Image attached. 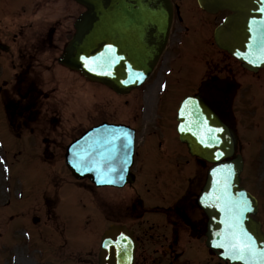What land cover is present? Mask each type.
I'll list each match as a JSON object with an SVG mask.
<instances>
[{"label":"rangeland","instance_id":"obj_1","mask_svg":"<svg viewBox=\"0 0 264 264\" xmlns=\"http://www.w3.org/2000/svg\"><path fill=\"white\" fill-rule=\"evenodd\" d=\"M55 1L58 5L57 1L61 2L62 0ZM173 1L176 7V15L170 33V41L165 51L167 54H165L176 56L180 53L179 62H177V59L175 60V65L180 68V71L177 73V82L169 85L170 87L163 95L162 101L158 105L151 107V110H156L159 115L165 116L174 101L173 96L169 99L170 95L179 94L184 90H191L189 88L193 85V81H195L198 74V65L201 68L198 79L208 74L219 77H232L237 81L238 88L236 90L237 94L233 99V110L235 109L238 116L237 130L241 137L242 154L245 158V164L241 172V182L245 186L250 187L252 192L258 197L261 204L260 216L264 219V184L257 183L251 173V169H255L254 175L257 176L261 172L259 175L264 176V150L256 151V147L250 148L249 143L247 141L244 142L246 140L243 137L244 133L240 132V130L245 129L246 136L250 132L247 140H251L253 144L260 143L256 140L255 133L252 131V128L256 131V127L250 126L251 123L249 121H251L252 117L250 112L252 108L258 109L262 107L260 104L263 103L264 96V69L249 72L241 67L237 60L225 55V53L214 46L211 36L212 28L225 11L208 14L199 9L194 0ZM60 7V5L57 6V13L60 17L68 14L75 15L81 9L76 4L70 5L67 11L63 8L60 9ZM181 40L185 41V45L189 44L185 48L190 52H186L184 49L177 52L178 50L174 49L177 48ZM202 51L204 53L200 55L199 53ZM166 62L164 61V63ZM164 63L161 62L160 64ZM186 65L194 67V71ZM162 68L164 69V65H162ZM207 68H209L208 71ZM159 71L161 72L162 70ZM56 73L59 74L58 71ZM193 74L194 79H192ZM65 75V79L61 78L59 81L58 90L60 88L61 91L68 89L72 79L73 96L68 101H62L63 103L59 105L62 111H75L77 116L80 117V112L86 109L88 98L93 97L94 101H97L94 104L96 109L100 107L99 103L107 104V108H109L108 117L115 118L113 121H132L138 127L141 135L145 120L143 121L137 116L140 111V97L145 93L146 100L153 97V93L150 91L155 90V86L151 85L154 77L147 81V89L144 88L145 91L140 89L131 91L126 95H116L108 88L82 81L81 77L76 73L66 72ZM67 79L68 81L65 83ZM240 107L246 108L244 113ZM87 112L89 114L84 115L86 122L90 120V116H95L93 107L88 106ZM242 114L246 116L248 122L243 125V129L242 125H240ZM37 144L39 147L40 142L38 141ZM142 146L141 143L138 148L142 150ZM149 152L154 153L153 147L149 149ZM138 156L136 165L139 169L137 170L136 183H134L132 188L128 189L129 191L126 190V187L119 191L125 192V194L137 192L140 198L143 201L145 200L146 205H149V202L150 204L158 203L154 193L161 190L157 189L160 184H155L151 182V177L147 179L144 176L145 174L142 173L143 164L138 161ZM9 158L12 160L10 151ZM39 158L40 164L37 176L42 179L41 182L36 178V168L38 166L36 159V162L32 159V161L21 163L16 170L18 175L14 173L17 166L13 167L14 178L10 182L9 193L4 188L7 183L0 175V264H96L98 233L107 223L106 219L104 221L101 219L100 213H104V211L100 209V201L97 197L102 195L104 198L112 199L116 190L108 188L97 189L88 184L86 180L78 183L65 176L64 167L57 166L59 162L51 165V160L42 156ZM150 158L147 162L148 165L151 164ZM14 160L18 163L21 159L15 155ZM206 167V163L204 166L199 167L202 179L204 178ZM53 171L57 176H60L57 180L59 189L56 186V189H53L52 183L56 179L50 178V174ZM190 174L191 170L186 173V175ZM86 186L89 188L86 189ZM66 189L70 193L73 192V206L77 208L85 207L86 211H70L72 204L70 205L67 195L64 194L65 191H63ZM162 190L165 191L164 189ZM66 201L68 205L64 207L63 204H66ZM147 201L149 202L147 203ZM103 207H105L107 212L106 206L104 205ZM47 209L50 210L46 212ZM154 212L156 211L154 210ZM157 212H160V210ZM152 214L154 217L156 216V214ZM36 215L40 219L37 222L33 220ZM106 216L109 218L111 214L106 213ZM146 217L148 216L144 215L143 219ZM151 221L153 220H149L148 223ZM67 253L68 257H66ZM205 256L206 253L200 250V260H203ZM205 261H207V258L203 260V262Z\"/></svg>","mask_w":264,"mask_h":264},{"label":"water","instance_id":"obj_2","mask_svg":"<svg viewBox=\"0 0 264 264\" xmlns=\"http://www.w3.org/2000/svg\"><path fill=\"white\" fill-rule=\"evenodd\" d=\"M84 6V11L77 17L73 37L68 42L60 61L72 69L78 70L86 78L102 82L116 92H128L131 88L139 85L150 73L156 64L168 38L170 24L172 21V4L170 0H75ZM199 5L207 11L215 12L220 9H228L229 14L225 16L214 30V41L216 45L231 55L238 58L244 67L250 70H256L264 66L258 57L261 56L260 44L258 37L260 33L249 30V25L253 21L257 23L264 20V13L260 11L264 7V0H197ZM255 28L256 25H253ZM112 52H109V49ZM111 56L113 64L108 69L103 61L105 57ZM253 62H249V61ZM85 61L88 62L86 66ZM91 67L93 70H89ZM110 71L111 75L104 74ZM139 74V80L136 76ZM185 101H190L188 109H185L184 116L178 117L181 125L185 126V131H180V138L188 144L189 150L204 159L214 162L215 168L210 172L205 185L206 202L204 209L208 214L209 220L213 221V226L209 229L214 230L216 245L226 243L225 236L228 232L227 224L222 221L228 220V213L224 207V198L231 201L246 200L251 203L249 211L243 213L241 226L252 237L257 249L264 250V234L259 230V224L253 220L250 213L255 207V200L245 192H239L237 183L239 181L238 173L241 169L240 156L229 160L222 161L232 152V138L227 128L222 125L214 113L207 107V104L200 98H187L183 101L180 108L184 107ZM193 105H198L196 111L199 113L201 122L207 121L208 127L222 129L216 133L218 143L212 148L204 147L198 140L197 127L193 125L189 128L187 125L195 116L189 114ZM200 127H203L201 123ZM189 128V129H188ZM104 136L94 133L91 140L88 139L76 141L75 148L84 146L89 143L87 153L93 152V157L99 160V151L94 141L103 139L110 132L104 129ZM221 154L217 159L216 155ZM120 157V155H119ZM121 159V158H119ZM76 162H68L70 168L78 177L88 176L91 180L96 181L98 173L90 171L93 167L91 161H81L80 157L74 159ZM118 159H116L117 161ZM122 161L120 160V163ZM77 163V164H76ZM78 165V167H74ZM107 165L105 166L106 169ZM118 169L114 175L109 178L115 181L111 184H122L126 176V166L114 165ZM122 169V171H121ZM216 169H225L223 173L216 172ZM230 169V174L227 172ZM123 176V179L120 177ZM103 177V176H102ZM101 177V178H102ZM226 177V180H225ZM98 182V181H97ZM96 182V183H97ZM225 183L227 185L224 191ZM107 184V183H97ZM242 194V196H241ZM217 196L223 197L217 200ZM126 237L124 233H119L116 226L111 228L110 232L102 240L99 264H130V246L131 241L127 238L124 242L125 248L121 254H117V249L113 243L121 237ZM210 236V234H209ZM105 244L108 247H105ZM127 248L129 253L127 252ZM223 258L228 257L225 248L215 247ZM125 256L126 260H125ZM232 263L242 262L232 260Z\"/></svg>","mask_w":264,"mask_h":264},{"label":"flooded vegetation","instance_id":"obj_3","mask_svg":"<svg viewBox=\"0 0 264 264\" xmlns=\"http://www.w3.org/2000/svg\"><path fill=\"white\" fill-rule=\"evenodd\" d=\"M41 5L42 2L36 0L21 2L15 11L7 0H0V143L1 149L7 151L11 131L12 145L19 152H36L39 162L42 156L53 165L60 161L62 148L81 123L73 122L58 107L61 94L66 96L69 88L54 95L57 84L46 92L41 80L43 71H52L57 52L71 34L73 17L69 14L60 17L50 8L37 12ZM59 5L67 11L71 2L62 0ZM212 78L213 75L207 76L206 87L198 92L225 115L228 94ZM51 90L53 95L50 96ZM167 125L165 121L154 131L163 130ZM110 200L114 216L111 221L125 223L136 238L134 264H191L198 257L206 217L196 203L193 186L170 194L167 205L156 212L129 213L122 207L119 192ZM132 207L135 209L134 204ZM144 215L148 217L143 219ZM151 219L153 221L148 223Z\"/></svg>","mask_w":264,"mask_h":264},{"label":"snow or ice","instance_id":"obj_4","mask_svg":"<svg viewBox=\"0 0 264 264\" xmlns=\"http://www.w3.org/2000/svg\"><path fill=\"white\" fill-rule=\"evenodd\" d=\"M262 13H264V7L260 9ZM253 25H256L254 28ZM249 30L255 33H260L257 38L260 44L261 56L258 57L261 63H264V20L253 21L252 24L249 25ZM112 52L113 50L110 48L108 50ZM250 63L253 61H249ZM104 65L110 69L113 64V58L111 56L105 57L103 61ZM86 66H88V62L85 61ZM89 70H93L89 67ZM106 75H111L110 71L105 72ZM141 77L139 74L136 76V79L139 80ZM190 101H185L184 107L181 109V116H184L185 109H188ZM198 105H193L189 114L191 116H195L196 119L191 120L187 125L191 128L193 125L197 127V132L193 133L197 135L199 142L206 148H212L215 143H218L216 133L222 131V129H216L208 127L207 121L201 122L199 120V113L196 111ZM203 124L201 128L200 125ZM180 131H185V126L182 125ZM94 144L98 146L100 149L98 155L99 160L93 159V167L89 168L90 171H96L98 173V183H115L112 179L108 178L109 174H114L118 171L116 167L113 166V161L117 158V154L120 150V147L127 149L131 144V138L129 133L120 129H112L108 133L106 137L102 140L97 139L94 141ZM92 152L87 153V156H92ZM221 154H217L216 158L219 159ZM85 156L81 155L80 160L83 161ZM125 162H126V154H125ZM107 165L106 169L105 166ZM74 167H78V165H74ZM122 171V169H121ZM225 169H216L214 170V174L216 172L223 173ZM227 172L230 174V169H227ZM103 176V178H101ZM123 179V176L120 177ZM226 180V177H225ZM227 185L225 183L224 191L226 192ZM223 197L217 196V200L222 199ZM222 210L228 213V220L222 221V223L227 224L228 232L225 236L226 243H221L214 245V247H223L226 250L229 259L232 260H240L243 264H264V250L257 249L254 246V241L252 237L248 235L246 231L241 226V220L243 218V213L245 211H249V206L246 200L241 201H231L224 198V207ZM127 240L126 237H121L119 240L114 241L113 247L117 249V254H121L125 248L124 242ZM105 247H108L105 244Z\"/></svg>","mask_w":264,"mask_h":264},{"label":"bare ground","instance_id":"obj_5","mask_svg":"<svg viewBox=\"0 0 264 264\" xmlns=\"http://www.w3.org/2000/svg\"><path fill=\"white\" fill-rule=\"evenodd\" d=\"M126 257H127V256H125V260H126ZM126 261H127V260H126ZM15 262H16V261H15Z\"/></svg>","mask_w":264,"mask_h":264}]
</instances>
